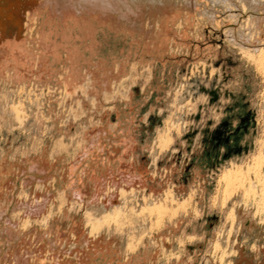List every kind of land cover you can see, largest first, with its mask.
<instances>
[{"label":"rangeland","instance_id":"rangeland-1","mask_svg":"<svg viewBox=\"0 0 264 264\" xmlns=\"http://www.w3.org/2000/svg\"><path fill=\"white\" fill-rule=\"evenodd\" d=\"M247 2L0 0V264H220L229 247L224 264H264V214L242 218L234 247L218 240L230 208L252 216L259 200L239 189L225 204L220 183L264 135V74L244 53L264 49V0ZM223 73L227 96L211 106L199 83ZM245 109L247 151L212 166L200 131ZM107 199L120 217L95 211ZM149 200L168 206L160 225L139 214Z\"/></svg>","mask_w":264,"mask_h":264},{"label":"bare ground","instance_id":"bare-ground-1","mask_svg":"<svg viewBox=\"0 0 264 264\" xmlns=\"http://www.w3.org/2000/svg\"><path fill=\"white\" fill-rule=\"evenodd\" d=\"M243 1H244V3H246L248 0L247 1L243 0ZM252 1L255 2L256 0H252ZM234 34H235V31L232 30V29H229V30H227L225 32V36L230 41H234V39H235ZM244 53L246 54V56L250 60H253L256 63L259 71L262 74H264V49H254V51H250V49H249V50H244ZM196 82H198V80H196ZM190 88H193V87H192L191 84H188L186 90L185 89L182 90V95H181V99H180V107H182L184 105V103L189 100V98L186 95V93H189V95L191 94L190 91H192V90H190ZM18 106H19V104H18ZM14 109H15L14 111H15V114H16L17 119L20 120V122H23V119L24 118H22L23 115H22V112H20V109L19 108H17V109L14 108ZM176 120L177 121L174 120V121L169 122L168 125H167V127H166V130H163L160 133L161 135H160V138H159V142H160V146L162 148L168 147L169 144H171V142L173 141V138H172V135H171V130L173 128L174 129L176 128L179 131L184 128V125H185L184 124L185 123L184 120L181 119V118L176 119ZM262 138H263L262 139V143H261L262 144V148H261V150L255 156H253V158H252V160L250 162V165H247L245 167H239V168H235L234 167V169L233 168L232 169L231 168H228V169H226L225 171L222 172L221 177H220V183L222 182V183L225 184L224 185V194H223L224 195V200H223V202H225L227 199H229L231 196H233V194L237 193V191L239 189H241V190L243 189V192H244L243 198L246 201H248L249 199H253V200H256L257 198L259 199V200H256V202H255L256 203L255 204L256 205V208H255L252 216H251V214L249 212L250 211L249 210V207H248L249 204L246 207H241V206L235 207L234 206L235 208H230L231 210L226 215L227 216V219H228V222H229V226L226 229L222 230V232H221V234H220V236L218 238V240H220V242L221 241L222 242L226 241L227 248L231 244H232V246L237 244L238 234H239V231H241L240 230L241 226H243L242 225V222H245L244 219L242 220V218L245 217L247 223H249V224L251 223L252 225L255 226L256 225V220H253V219L254 218L257 219V217L259 216L260 213L264 214V135H263ZM111 183H109V184H111ZM122 183H124V182H122ZM121 185H123V184H121ZM120 189H123L122 193L124 191H126L125 188H123V187H120ZM111 190H112V188H111ZM130 195L132 196L133 193H131ZM109 196H111V195H109ZM122 200L124 202L127 200L126 195H123L122 194ZM110 201L108 203H106L104 201H100L99 200L98 203H96L97 210H95V211L99 212V215H100V213L103 214V212H105V213L107 212L105 214V219L106 218L108 219L110 217V220H111V218L112 219L113 218L114 219L115 218H118V216L121 213L122 206L121 205H115L114 206L113 203L110 202ZM165 201L166 202H169V203H173V202L176 201V199H175V197H174V195L172 193H168L166 195ZM177 203H178V208L177 209H179V208L185 209L186 208V205H187L186 202L183 201V202H177ZM225 204H226V202H225ZM167 207L168 206H165V204L164 205L163 204H158L155 201L153 202L152 200H149L142 207V209L140 210V213L139 214H143V212H148L150 215H153V213H156L157 214V219H156V221H155L154 224L160 225L161 222H162V219L164 218V215L169 210ZM97 212H95V214ZM174 213H176V210H174V211L172 210V215H174ZM237 214L240 215V217H237L238 218V222L236 221L237 220L236 219V215ZM96 217L98 218V215ZM262 217H263V215H262ZM239 220H242V221L239 222ZM149 222L150 221L145 222L144 224H145V226H149V228H152V224L149 223ZM220 244L218 243L216 245L215 248H217V250L220 248L219 247ZM229 248L226 249V250H224L223 253H222V255L220 256V258H221V260L219 259L220 260V262H219L220 264H224L223 260L227 258V255H228L227 252H228ZM230 250H231V248H230Z\"/></svg>","mask_w":264,"mask_h":264},{"label":"flooded vegetation","instance_id":"flooded-vegetation-1","mask_svg":"<svg viewBox=\"0 0 264 264\" xmlns=\"http://www.w3.org/2000/svg\"><path fill=\"white\" fill-rule=\"evenodd\" d=\"M220 60H215V64H219ZM212 80H216L217 81V85L219 86V99L218 101H214V97H212L211 95L207 94L208 97V103L209 105H216V106H220L223 104L222 102V97H226L227 96V90L225 89V85L227 82V75L226 73H223L221 77L216 76ZM216 85V86H217ZM192 89H195L196 87L192 86ZM193 91V90H192ZM201 92L198 93V95ZM236 105L241 104L239 100L236 101L235 103ZM242 105V104H241ZM246 106V105H245ZM247 107V106H246ZM243 108V107H242ZM234 118H238L239 121V126H237L236 128L232 126L227 127V131L221 129L220 133L218 134V137L221 139V141H226V139H229L230 142V147L227 146L224 142H219L218 140H213L211 138V134L210 132H212L213 130H215V128L219 125H223V123H225V121H227V119L229 117L224 118L223 120H221L220 122H218L217 124H215L214 126H212L213 121L212 120H208L206 122V126H204L202 128L201 135H200V143L201 145L204 147V151L203 154L207 155L208 157H210V159L213 158L214 162L211 160L212 166H216V164L222 162L225 160V156L226 154H241L243 152V150L247 151V146H240L239 139L241 138L242 134L244 132H249V127L252 125L251 121H254V117H253V112L251 110L245 109V112H240L237 110V112H235ZM231 118V117H230ZM244 121H242V119ZM224 127V126H223ZM198 129H194L191 133L190 136L194 137L196 136V134L198 133ZM191 140V139H190ZM229 156V157H230ZM228 157V158H229Z\"/></svg>","mask_w":264,"mask_h":264},{"label":"water","instance_id":"water-1","mask_svg":"<svg viewBox=\"0 0 264 264\" xmlns=\"http://www.w3.org/2000/svg\"><path fill=\"white\" fill-rule=\"evenodd\" d=\"M216 83H217L216 80H212V81H210L209 86H206L204 83L200 82L199 83V92L211 95L212 97H214V101H218V99H219V86L220 85L218 86ZM233 118L234 117H231V118L229 117L227 119V121H225V123H223V125L217 126L215 128V130L210 132L211 138L213 140H218L219 142H224L227 146L230 147L229 139L227 138L226 141H221V139L218 137V134L220 133L221 129L227 131L226 126L230 127L233 125ZM242 121H244V120L242 119ZM229 156H230V154H226L225 158H228Z\"/></svg>","mask_w":264,"mask_h":264},{"label":"crops","instance_id":"crops-1","mask_svg":"<svg viewBox=\"0 0 264 264\" xmlns=\"http://www.w3.org/2000/svg\"><path fill=\"white\" fill-rule=\"evenodd\" d=\"M190 93H191L190 95H189V93H186V95L187 96H192V91H190ZM222 102H224V101L222 100ZM139 168H140V170H145L146 169V164L142 163V165ZM132 179H135V178L132 177Z\"/></svg>","mask_w":264,"mask_h":264}]
</instances>
